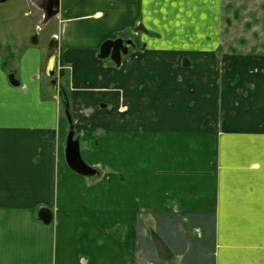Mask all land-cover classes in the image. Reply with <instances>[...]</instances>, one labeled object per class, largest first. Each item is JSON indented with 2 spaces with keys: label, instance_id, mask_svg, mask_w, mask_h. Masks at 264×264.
Segmentation results:
<instances>
[{
  "label": "crops",
  "instance_id": "1",
  "mask_svg": "<svg viewBox=\"0 0 264 264\" xmlns=\"http://www.w3.org/2000/svg\"><path fill=\"white\" fill-rule=\"evenodd\" d=\"M57 1L15 70L0 43V264H264V54L224 47L225 0ZM59 63L104 180L67 163Z\"/></svg>",
  "mask_w": 264,
  "mask_h": 264
},
{
  "label": "rangeland",
  "instance_id": "2",
  "mask_svg": "<svg viewBox=\"0 0 264 264\" xmlns=\"http://www.w3.org/2000/svg\"><path fill=\"white\" fill-rule=\"evenodd\" d=\"M39 5L41 7H36L35 2L32 0H0V43L4 39L10 44V48L3 49L6 57L8 56L5 61L6 63H4V65H9L6 68L7 70L11 68L15 70L14 66L16 65V62L14 65L11 64L9 55H17L22 49V47H18L17 50L14 45L17 44L24 47L30 43H37L38 39L43 42V38L49 36L55 28V21L53 20L50 21L48 27L45 24L40 26L36 24L39 15H41L38 10L41 11V8H44L45 4L40 3ZM223 22V37L227 40L225 48L242 54H264V0H225ZM62 28L63 24L60 25L61 31ZM42 50L46 52L45 49ZM54 69L56 73L54 76H51L52 81L57 80L58 84L64 87L67 93L70 64H63L60 67L58 64ZM13 74L15 73L13 72ZM50 91V88L49 90L47 89L48 95L54 97ZM58 98V115L60 118H67L62 99L60 96ZM120 110L122 111L121 106ZM71 131L74 132V140H79L80 146L81 140L76 133V128H71V124L69 123V133ZM103 131L105 133L104 128L100 127L97 132L101 133ZM82 141V147L88 148L86 143H89V141H85V138ZM89 148L92 149V147ZM102 160L107 161L108 159L103 158ZM90 167L95 170V174L93 176H83L87 177L92 183L104 180L108 172H110L105 165L102 166L104 169L98 168L100 172L95 169L97 167Z\"/></svg>",
  "mask_w": 264,
  "mask_h": 264
},
{
  "label": "water",
  "instance_id": "3",
  "mask_svg": "<svg viewBox=\"0 0 264 264\" xmlns=\"http://www.w3.org/2000/svg\"><path fill=\"white\" fill-rule=\"evenodd\" d=\"M6 1V0H1ZM49 10V16L55 15L58 12V2L54 4V0H51ZM131 42H124L122 39H117L115 41L110 40L106 41L101 47V58L106 59L108 57L117 64L120 65L122 61V55H126L128 53V47L126 45H130ZM55 75V69L51 70L50 76ZM16 84V82L12 81ZM52 87L55 92L58 93L62 102L64 104L65 112L69 123L71 124V128L74 127L73 119L70 111V103L68 95L61 85L58 84L57 80L52 81ZM66 158L69 167L77 174L85 175V176H93L95 174V170L88 166L81 157L79 140H74V132L71 131L69 133L68 141H67V149H66Z\"/></svg>",
  "mask_w": 264,
  "mask_h": 264
},
{
  "label": "trees",
  "instance_id": "4",
  "mask_svg": "<svg viewBox=\"0 0 264 264\" xmlns=\"http://www.w3.org/2000/svg\"><path fill=\"white\" fill-rule=\"evenodd\" d=\"M62 76H63V74H62ZM11 79H12V81L17 82L16 77L13 73H11ZM48 215H49V218H51V216H52L51 214H48V213L44 214L45 217H47Z\"/></svg>",
  "mask_w": 264,
  "mask_h": 264
},
{
  "label": "flooded vegetation",
  "instance_id": "5",
  "mask_svg": "<svg viewBox=\"0 0 264 264\" xmlns=\"http://www.w3.org/2000/svg\"><path fill=\"white\" fill-rule=\"evenodd\" d=\"M50 2H51V0H50ZM50 2L48 3L49 5H47L46 3H45V5L48 6V7H50V4H51Z\"/></svg>",
  "mask_w": 264,
  "mask_h": 264
},
{
  "label": "built area",
  "instance_id": "6",
  "mask_svg": "<svg viewBox=\"0 0 264 264\" xmlns=\"http://www.w3.org/2000/svg\"><path fill=\"white\" fill-rule=\"evenodd\" d=\"M56 39H59V36H55Z\"/></svg>",
  "mask_w": 264,
  "mask_h": 264
},
{
  "label": "bare ground",
  "instance_id": "7",
  "mask_svg": "<svg viewBox=\"0 0 264 264\" xmlns=\"http://www.w3.org/2000/svg\"><path fill=\"white\" fill-rule=\"evenodd\" d=\"M56 2H58V1H57V0H55V1H54V4H55Z\"/></svg>",
  "mask_w": 264,
  "mask_h": 264
}]
</instances>
